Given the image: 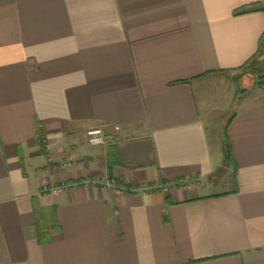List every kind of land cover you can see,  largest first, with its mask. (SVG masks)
<instances>
[{"label": "crops", "instance_id": "obj_1", "mask_svg": "<svg viewBox=\"0 0 264 264\" xmlns=\"http://www.w3.org/2000/svg\"><path fill=\"white\" fill-rule=\"evenodd\" d=\"M263 39L264 0H0V264H264Z\"/></svg>", "mask_w": 264, "mask_h": 264}, {"label": "built area", "instance_id": "obj_2", "mask_svg": "<svg viewBox=\"0 0 264 264\" xmlns=\"http://www.w3.org/2000/svg\"><path fill=\"white\" fill-rule=\"evenodd\" d=\"M86 133H87L88 141L92 145L106 146L112 140V135L106 131L104 125L91 126L87 129ZM104 184L106 187L112 188L115 191V193H118V194L123 193L126 190L124 186L119 185L113 179H107ZM191 185H192L191 181H187L182 184V186L186 188H189ZM175 186L176 184L174 182L160 184V187L166 191H169L171 188ZM66 187H68V185L57 186V187H54L53 190L54 192L59 193V192H62Z\"/></svg>", "mask_w": 264, "mask_h": 264}, {"label": "trees", "instance_id": "obj_3", "mask_svg": "<svg viewBox=\"0 0 264 264\" xmlns=\"http://www.w3.org/2000/svg\"><path fill=\"white\" fill-rule=\"evenodd\" d=\"M245 11V10H243ZM259 55L262 56V58H259V57H255L252 61L253 64L257 65V64H262L263 62V59H264V39L261 43V46H260V51H259ZM257 71H259L261 74H262V70L260 68L257 69ZM225 155H226V159H229L230 156H231V150H230V147H229V144L226 143V147H225Z\"/></svg>", "mask_w": 264, "mask_h": 264}]
</instances>
